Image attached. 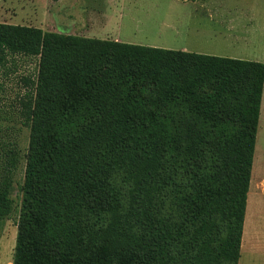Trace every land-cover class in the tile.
Here are the masks:
<instances>
[{
  "label": "trees",
  "instance_id": "16d2710c",
  "mask_svg": "<svg viewBox=\"0 0 264 264\" xmlns=\"http://www.w3.org/2000/svg\"><path fill=\"white\" fill-rule=\"evenodd\" d=\"M18 56L37 69L12 264H238L263 63L0 23V67Z\"/></svg>",
  "mask_w": 264,
  "mask_h": 264
},
{
  "label": "rangeland",
  "instance_id": "374dc122",
  "mask_svg": "<svg viewBox=\"0 0 264 264\" xmlns=\"http://www.w3.org/2000/svg\"><path fill=\"white\" fill-rule=\"evenodd\" d=\"M0 23L264 64V0H0ZM215 27L232 29L233 42L193 31ZM36 69L37 60L24 56L0 67V167L8 149L15 147L20 157L13 176V211L0 220V264L13 261L30 133L22 107L29 88L22 79L33 78ZM257 154L260 166L247 195L238 264H264V89L252 170Z\"/></svg>",
  "mask_w": 264,
  "mask_h": 264
},
{
  "label": "crops",
  "instance_id": "0c3cea01",
  "mask_svg": "<svg viewBox=\"0 0 264 264\" xmlns=\"http://www.w3.org/2000/svg\"><path fill=\"white\" fill-rule=\"evenodd\" d=\"M232 29H228V28H218V27H215L213 29H209V30H203V29H200V28H196L194 29V33L195 35H201V36H209L213 39H217V38H224V39H227V40H230L233 42V34L230 33ZM176 32L177 33H180V30L176 29ZM57 33V32H55ZM62 34V33H61ZM69 35H77V36H81V37H85V38H88L87 35H85L84 32L82 33H73V34H69ZM111 41H117V42H120V40L118 39H114V40H111ZM205 52H199V54H204ZM246 215V213H245ZM245 222V221H244ZM244 226V225H243ZM244 230V228H243ZM243 237V236H242Z\"/></svg>",
  "mask_w": 264,
  "mask_h": 264
},
{
  "label": "bare ground",
  "instance_id": "6f19581e",
  "mask_svg": "<svg viewBox=\"0 0 264 264\" xmlns=\"http://www.w3.org/2000/svg\"><path fill=\"white\" fill-rule=\"evenodd\" d=\"M255 165H257V169H254ZM255 165L253 167L252 174H251L250 190L252 189L254 177L256 176V174L259 170V166H260V160H258V154L255 156ZM248 195H249V193H248ZM252 197H253V194H252Z\"/></svg>",
  "mask_w": 264,
  "mask_h": 264
}]
</instances>
